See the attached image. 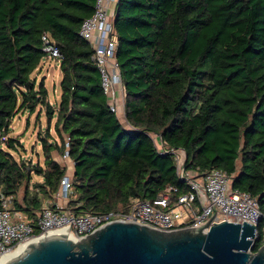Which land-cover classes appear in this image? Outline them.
Instances as JSON below:
<instances>
[{
    "label": "trees",
    "instance_id": "1",
    "mask_svg": "<svg viewBox=\"0 0 264 264\" xmlns=\"http://www.w3.org/2000/svg\"><path fill=\"white\" fill-rule=\"evenodd\" d=\"M95 6L0 0V191L13 208L36 219L45 204L56 206L67 168L53 152L65 153L68 136V208L77 215L153 201L169 188L177 189L173 198L187 192L174 151L186 153L185 172L225 171L232 188L257 198L264 213V0H118L116 60L127 126L103 91L94 48L80 35ZM44 34L61 53L57 106L35 75L48 58ZM43 110L44 164L32 166L13 154L24 146L10 127L18 114L38 112L40 119ZM54 118L60 141L51 142ZM262 244L260 236L252 252Z\"/></svg>",
    "mask_w": 264,
    "mask_h": 264
},
{
    "label": "built area",
    "instance_id": "2",
    "mask_svg": "<svg viewBox=\"0 0 264 264\" xmlns=\"http://www.w3.org/2000/svg\"><path fill=\"white\" fill-rule=\"evenodd\" d=\"M117 3L118 0H96L94 14L84 20L80 30V35L94 48L93 60L100 72L104 93L113 99V111H118L114 102L116 87L123 86L120 66L116 60L118 45L114 23ZM42 40L43 51L48 58L61 57L59 48L48 34H44ZM65 140L67 149L63 158L71 160L68 151L70 138L66 136ZM154 141L159 144L157 136ZM174 154L178 175L189 185L187 192L173 198L171 193L177 189L169 188L153 201L134 199L124 208L100 214L77 215L68 208L73 184L67 174L61 179L57 194L62 203L55 207L45 204L36 219L15 210L13 199L0 191V259L18 250L20 245L42 239L46 232L56 234L61 230L67 231L71 222L68 235L77 240L115 221L135 222L161 232L197 229L210 221L211 225L223 221L247 222L258 226L253 246L260 236L263 237V246L264 226L262 230L259 226L264 213L257 198L234 190L233 178L225 171L214 169L204 175L195 171L185 172L184 152L174 151Z\"/></svg>",
    "mask_w": 264,
    "mask_h": 264
},
{
    "label": "water",
    "instance_id": "3",
    "mask_svg": "<svg viewBox=\"0 0 264 264\" xmlns=\"http://www.w3.org/2000/svg\"><path fill=\"white\" fill-rule=\"evenodd\" d=\"M116 19V18H115ZM187 155L184 153L183 169ZM62 234L20 245L4 264H264V245L253 253L257 225L223 221L197 229L161 232L115 221L75 241Z\"/></svg>",
    "mask_w": 264,
    "mask_h": 264
},
{
    "label": "rangeland",
    "instance_id": "4",
    "mask_svg": "<svg viewBox=\"0 0 264 264\" xmlns=\"http://www.w3.org/2000/svg\"><path fill=\"white\" fill-rule=\"evenodd\" d=\"M35 75L38 78V81H41L42 79L45 80V85L49 92L50 103L53 106H57L62 94V71L60 68V62L54 58H46L39 70L36 71ZM37 115L38 112L33 115L20 113L14 118L10 127L11 137H19L24 146V148H21L20 152L14 151L13 154L17 159H23L29 162L32 166L38 163L42 165L44 164V151L41 135L47 134L46 132L49 126L45 110H43L39 120L37 119ZM119 118L121 121L125 122V117L123 115L119 114ZM55 121L56 118H54L50 124L51 133L53 135L51 142L54 140L60 141V138L55 131ZM28 122L29 125L27 124ZM55 156L59 155L55 154ZM40 179V177L34 176V180Z\"/></svg>",
    "mask_w": 264,
    "mask_h": 264
},
{
    "label": "crops",
    "instance_id": "5",
    "mask_svg": "<svg viewBox=\"0 0 264 264\" xmlns=\"http://www.w3.org/2000/svg\"><path fill=\"white\" fill-rule=\"evenodd\" d=\"M115 95L116 96L114 98V102L116 103V106H117V109H118V112H119L118 114H121V115H123L125 117V92H124L123 86L116 87ZM37 119H38V117H37ZM123 124H124V126L128 125L126 120H125V122H123ZM50 128H51V126H50ZM50 132H51V129H50ZM55 154H57L59 156H55ZM53 157L58 163H60L62 166H65L67 168V175L72 177V175L74 173V163H73V161L72 160H68V159H64L63 158V154L62 155L58 154L57 151L53 152ZM61 203H62V201L60 200L58 195H56L55 204L57 205V204H61Z\"/></svg>",
    "mask_w": 264,
    "mask_h": 264
},
{
    "label": "bare ground",
    "instance_id": "6",
    "mask_svg": "<svg viewBox=\"0 0 264 264\" xmlns=\"http://www.w3.org/2000/svg\"><path fill=\"white\" fill-rule=\"evenodd\" d=\"M64 232H66V230H61V231L58 232V234H62V233H64ZM68 237L74 239L75 241H79V240L73 238L71 235H68ZM35 241H36V240H34V241H32V242H35ZM32 242H30V243H32ZM30 243H26V244H24V245H27V244H30ZM24 245H23V246H24ZM19 249H20V247H19ZM19 249H18V250H19ZM18 250H16V251L13 252L12 254H10V255H8V256H5L4 258L0 259V264H4L5 261H6L7 259H9L12 255L16 254Z\"/></svg>",
    "mask_w": 264,
    "mask_h": 264
}]
</instances>
